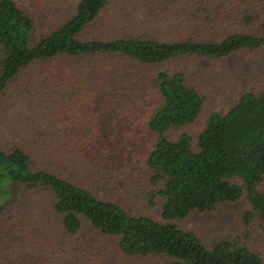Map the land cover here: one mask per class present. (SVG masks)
<instances>
[{
  "label": "trees",
  "instance_id": "1",
  "mask_svg": "<svg viewBox=\"0 0 264 264\" xmlns=\"http://www.w3.org/2000/svg\"><path fill=\"white\" fill-rule=\"evenodd\" d=\"M30 1L0 0V101L38 68L37 79L45 80L39 79L45 88L37 89L38 107L49 131L32 147L0 143V223L25 196L50 211L45 216L71 239L88 227L89 242L107 256L264 264L247 246L224 241L209 248L174 223L245 199L251 211L244 220L257 219L264 230V91L242 93L194 137L187 129L200 118L204 96L185 69H159L263 50L264 36L251 30L264 21V0H176L177 20L143 18L120 32L109 25L134 17L123 10L129 0H79L70 16L42 30L48 15ZM61 82L63 90H52ZM135 149L143 151L142 161ZM139 175L142 192L130 185ZM134 200L146 212L135 211ZM159 205L161 220L149 213ZM80 241L77 251L93 248Z\"/></svg>",
  "mask_w": 264,
  "mask_h": 264
},
{
  "label": "rangeland",
  "instance_id": "2",
  "mask_svg": "<svg viewBox=\"0 0 264 264\" xmlns=\"http://www.w3.org/2000/svg\"><path fill=\"white\" fill-rule=\"evenodd\" d=\"M22 1L24 5L31 3L30 0ZM78 1L34 0L33 5L30 6L36 8L37 12L40 8L48 15L49 20L39 27L42 30L45 25L70 16ZM175 1L129 0L127 6H123L125 8L123 10L134 17L126 16L121 19V26H117L116 23L109 26H113L117 32H120L121 29L135 28L134 23L144 22L143 18L155 21L161 19L168 21L173 18L177 20L173 10ZM103 18L99 26L105 23V15ZM152 25L154 29L155 23ZM145 29L152 31L150 28ZM163 29L165 24L157 26L155 30L163 31ZM251 33L264 36V21L254 27ZM159 69L170 71L185 69L190 77V84L204 96L205 104L200 118L187 129L194 137L204 128L213 113L225 114L242 93L264 91V49L256 52L240 51L219 60L187 58L173 61ZM38 70L33 68L22 77L20 76L7 95L2 97L0 101L1 144L6 143L5 141L15 143L20 140L21 145L32 147L37 141V136H40V141L47 137L49 131L47 114L38 107L41 96L37 90L45 88L39 79L43 82L45 80L41 77L37 79ZM63 86L64 83L61 82L52 90L59 92L65 88ZM77 90L78 87H74L73 91L78 95ZM68 91V89L65 90L66 93ZM32 104L35 106L34 110L31 107ZM109 123L108 118L107 124H102V132L110 131ZM42 127L45 130H41ZM115 128L121 130L120 124L118 123ZM135 146L134 143L131 144V147ZM134 151L142 161L139 153L143 151H137V149ZM140 161L135 164L137 173L141 171ZM128 179L130 178H125L124 181ZM144 181L145 179L140 176L139 180L131 182L130 185L135 184L136 188L142 192ZM261 189L264 192V182ZM133 190L135 191L134 188ZM134 201L137 208L135 211H145L144 202ZM37 205V201L24 196L3 215L0 223V264H170L162 258L126 259L118 253L107 256L106 249H95L92 242H89L88 227H86L87 232L76 239H71L65 236L56 218L45 216L50 211L46 208L41 211ZM161 207L159 205L149 210L151 216L157 220H161ZM248 211H251L248 202L241 199L234 203L222 204L212 212L192 213L187 219L177 220L174 223L184 230L194 232L209 248L224 241H231L260 253L264 260V230L257 219L249 223L244 220L245 213ZM80 239H83L85 245L90 243L93 248L83 247L77 251L76 248L82 245Z\"/></svg>",
  "mask_w": 264,
  "mask_h": 264
}]
</instances>
